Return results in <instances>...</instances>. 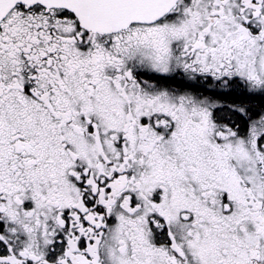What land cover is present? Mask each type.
<instances>
[{
	"label": "snow or ice",
	"instance_id": "obj_1",
	"mask_svg": "<svg viewBox=\"0 0 264 264\" xmlns=\"http://www.w3.org/2000/svg\"><path fill=\"white\" fill-rule=\"evenodd\" d=\"M0 264H264V0H0Z\"/></svg>",
	"mask_w": 264,
	"mask_h": 264
}]
</instances>
